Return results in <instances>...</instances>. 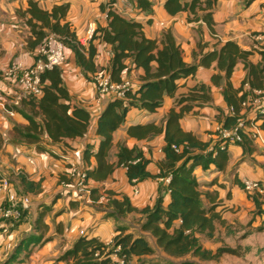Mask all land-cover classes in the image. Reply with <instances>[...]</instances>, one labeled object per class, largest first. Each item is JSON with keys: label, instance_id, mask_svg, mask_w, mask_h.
<instances>
[{"label": "crops", "instance_id": "crops-1", "mask_svg": "<svg viewBox=\"0 0 264 264\" xmlns=\"http://www.w3.org/2000/svg\"><path fill=\"white\" fill-rule=\"evenodd\" d=\"M108 1L0 0V71L8 69L13 62L24 68L34 63L38 45L31 46L34 38L26 25L29 17L25 12L29 2H34L45 12L68 4V12L61 23L71 26L77 41L86 51L89 45L92 46L96 69L93 74H85L77 66L73 52L66 48V61L59 68L62 86L70 97V104L88 112V131L83 138L67 139L53 144L43 134L39 143L40 150L34 145H27L15 135L14 128H25L27 121L24 116H31L35 111L24 103L18 84L12 79L0 76V176L9 180L10 193L26 197L30 203L20 221L4 220L1 212L7 194L0 193V264L12 256L19 255L24 256L17 264H67L59 259L79 238L96 239L110 247L117 235V228L134 237L145 236L148 245L155 252L152 256L132 258V262L148 264V261L158 257L162 261L156 262L157 264H168L170 261L158 248L153 237L141 233L143 217L139 213H125L117 217L114 216L110 204L112 201L122 202L126 198L136 210L153 208L155 205L159 189L164 184L154 176L159 173V164L164 160L162 150L165 147L166 118L169 111L175 107L177 98L187 95L201 85L209 88L211 101L201 107H193L179 121L180 128L185 133L192 134L199 142L208 145L207 150L215 145V131L222 126L217 121L219 111L228 114L229 109L221 95L223 86H214L211 82V77L218 73L215 64L208 69L199 68L194 77L179 80L175 98L165 97L156 112L147 113L139 108L129 109L125 122L112 135L108 164L115 167L113 174L102 182L88 180V191L91 194L83 203L75 201L66 179L67 168L70 164H76L86 171L96 168L95 159L90 158L85 162L83 152L88 146H91L92 152L97 151V120L110 100L98 96L93 76L99 71L107 72L112 48L98 37L92 39L87 34L89 26L95 30L107 26L106 14L101 11L100 6H105ZM147 1L152 5L151 11H135L133 15L137 18L133 22L142 26V32L148 40L159 41L163 33L169 31L180 47L186 64L197 65L203 55L219 50L227 42L235 43L243 51H252L253 55L249 58L252 64L260 62L257 51L264 48V0H217L210 11L197 10L196 16L188 12L169 16L164 9L165 0ZM129 2L137 6L136 0L114 1L117 8L123 10H127ZM208 12L211 14L209 25L203 20ZM125 64L128 69L122 73V80L130 81L135 90L140 85L139 76H142L143 72L134 70L130 60ZM245 76L244 65L238 63L230 78L232 87L238 89ZM240 114L247 121L255 117L246 110H241ZM37 121L40 119L37 118ZM150 124L161 129V133L145 139L127 135V130L131 127ZM248 128H252L251 131L256 133L251 151H243L240 146H229L225 172H218L213 165H209L205 170L197 167L193 172L201 193L203 196L208 195L207 199L203 197V202L206 206H210L211 201L217 205L215 211L219 213L221 221L227 208L233 209L238 220L251 221L255 217L256 222L264 221V214L257 215L254 204L237 184L246 179L258 181L264 188V133L255 126ZM121 146L141 152L150 161L147 171L152 178L135 185L137 196L132 195L134 186L129 184L126 170L116 167ZM161 195L165 207L169 202V195L164 189ZM259 198L264 203V198ZM262 211L264 212V204ZM215 227L213 239L199 237V244L206 250L217 249L216 246L207 248L204 244V241H208V244L216 241L214 239L218 224ZM30 237L34 240L26 243ZM38 237L41 238L39 243H32L36 242ZM193 261L198 264L211 263Z\"/></svg>", "mask_w": 264, "mask_h": 264}, {"label": "trees", "instance_id": "trees-1", "mask_svg": "<svg viewBox=\"0 0 264 264\" xmlns=\"http://www.w3.org/2000/svg\"><path fill=\"white\" fill-rule=\"evenodd\" d=\"M114 1L109 0L105 6H100L101 11L106 14L107 26L96 29L92 39L98 37L112 48V58L107 70L111 82L122 81V73L128 69L125 64L127 60H130L134 70H141L143 75L139 76L138 88L126 92L123 100H109L97 120L95 134L99 138L98 149L92 152L91 146H88L83 152L85 162L90 158L96 161V168L86 173V180L94 182L104 181L115 170V167L108 164L112 135L125 122L129 109L139 108L147 113L156 112L165 97L175 98L177 82L194 77L199 68L208 69L215 64L218 73L211 77V82L214 86H223L221 95L228 109L233 111L232 114L219 111L217 121L224 129L232 128L239 118H243L240 114L241 105L254 95V91H264V48L257 51L261 59L258 64H252L249 60L253 55L252 51H243L235 43L227 42L219 50L203 55L197 65H188L183 61L181 49L169 31L163 33L159 41L146 39L140 24L125 20L110 9ZM216 1L165 0L164 9L169 16L183 12L196 16L197 10L210 11ZM136 5L140 13H149L152 8L147 0H136ZM68 9V4H64L54 7L51 12H45L34 2H29L25 14L29 17L26 25L34 38L31 46L39 45L47 32L55 34L65 48L73 52L77 66L85 74H93L96 69L92 46L89 45L86 51L77 41L71 26L61 23L65 20ZM210 15L208 12L203 17L208 25L211 23ZM238 63L244 65L246 76L240 87L234 89L230 78ZM41 81L43 88L40 99L23 100L35 112L31 116H24L27 126L23 129L14 128L15 135L27 145H34L37 150H40L39 143L43 134L52 144L83 138L89 127V114L86 110L70 104V97L62 86L59 68L46 71L41 76ZM209 92V88L203 85L192 89L187 95L175 100V107L167 115L164 128L165 147L162 150L164 160L159 164V173L154 178L163 179L169 176L170 180L159 189V196L153 208L136 210L126 198L122 202L112 201L110 204L114 216L120 217L125 213L135 212L143 217L141 233L149 234L155 239L158 248L170 259L168 264H198L193 260L200 263L214 262L223 254L221 250H206L199 244L200 236L207 240L214 238L215 226L221 219L215 211L217 205L214 202L211 201L210 206L203 202V197L207 199L208 195L203 196L201 193L193 172L197 167L205 170L209 165H213L218 172H225L228 163L227 148L218 149L213 146L207 150V144L199 142L192 134L185 133L179 125L180 119L193 107H201L211 101ZM37 118L40 121H37ZM243 120L246 126H255L264 133V115L256 114L252 120ZM159 133L161 129L152 124L127 130L129 137L138 139ZM237 146L243 151H251L253 141L242 134V142ZM173 147L179 150L176 151ZM149 163L141 152L128 150L123 146L117 154L116 167L126 170V177L131 186L152 178L147 171ZM237 184L242 188L239 182ZM162 189L169 195V202L165 207ZM248 198L254 204L256 213L264 214V203L260 198ZM116 232L113 247L121 248V256L132 260L154 255L155 252L148 245L145 236L124 234V230L120 228H117ZM40 240L38 237L36 242L32 243H39ZM111 250L112 248L96 239L82 237L59 261L67 264H110L108 257ZM12 259L13 256L3 264H10Z\"/></svg>", "mask_w": 264, "mask_h": 264}, {"label": "built area", "instance_id": "built-area-1", "mask_svg": "<svg viewBox=\"0 0 264 264\" xmlns=\"http://www.w3.org/2000/svg\"><path fill=\"white\" fill-rule=\"evenodd\" d=\"M127 10L118 9L116 4L111 5V10L115 11L118 15L135 21L137 16L133 15L135 11L140 12L137 6L131 2L127 3ZM95 29L89 26L87 34L91 38ZM65 46L61 42L60 38L55 34H47L42 42L38 45L34 63L27 68L22 65L13 62L9 65L8 69L0 71V76L12 79L21 88L23 100H35L40 99L42 95L43 84L41 76L53 68H60L66 61ZM93 82L95 84L97 94L99 97H105L110 100L117 99L123 100L126 92L133 89L130 81L122 80L120 83L111 82L107 72L99 71L93 76ZM254 95L246 100L241 106L242 110H246L249 113L264 115V91H254ZM232 109H229V113L232 114ZM252 128H248L244 124L243 118H239L230 129H224L222 126L218 127L215 131V145L218 149L228 148L229 146H237L242 142V134L246 135L252 141L256 139V133L251 131ZM174 150H179L173 147ZM81 154V152H78ZM31 163V161H29ZM87 171L80 168L76 164H70L66 171V179L71 187V191L74 200L83 203L87 200L88 191ZM170 177L161 179L163 184H168ZM64 185V184H63ZM243 191L248 196H258L264 198V188L258 181H251L243 179L241 182ZM10 182L6 177L0 176V193H5L6 200L5 205L2 208V218L8 221H20L24 217V212L29 209V200L23 196H17L9 192ZM133 196L138 195V191L133 187ZM110 248L112 250L109 253L110 264H132V260L127 259L120 255L121 248L113 247V243ZM97 256V255H96Z\"/></svg>", "mask_w": 264, "mask_h": 264}, {"label": "rangeland", "instance_id": "rangeland-1", "mask_svg": "<svg viewBox=\"0 0 264 264\" xmlns=\"http://www.w3.org/2000/svg\"><path fill=\"white\" fill-rule=\"evenodd\" d=\"M223 220L218 224L215 242L204 241L207 248L216 246V250L223 252L222 256L214 262L203 264H264V221L238 220L233 209H225ZM258 215V214H257ZM261 216V214H259ZM240 221V222H239ZM243 222V223H241ZM34 238L30 237L25 242L29 243ZM213 240V241H214ZM24 255L13 256L12 263L17 264ZM187 260H190L187 258ZM162 259L160 257L148 264H157ZM132 264H140L132 262Z\"/></svg>", "mask_w": 264, "mask_h": 264}]
</instances>
